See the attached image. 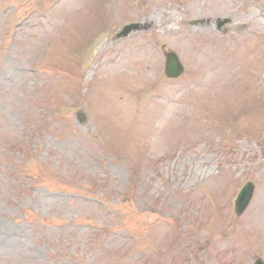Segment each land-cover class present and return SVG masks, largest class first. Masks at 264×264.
<instances>
[{
    "label": "rangeland",
    "instance_id": "1",
    "mask_svg": "<svg viewBox=\"0 0 264 264\" xmlns=\"http://www.w3.org/2000/svg\"><path fill=\"white\" fill-rule=\"evenodd\" d=\"M142 16L156 30L171 16L174 31L115 39ZM170 51L185 67L174 81ZM225 75L231 88L217 89ZM256 258L264 0H0V264Z\"/></svg>",
    "mask_w": 264,
    "mask_h": 264
},
{
    "label": "bare ground",
    "instance_id": "2",
    "mask_svg": "<svg viewBox=\"0 0 264 264\" xmlns=\"http://www.w3.org/2000/svg\"><path fill=\"white\" fill-rule=\"evenodd\" d=\"M142 22L145 23V24H149L150 25V33H162V34H166V33H171L174 31V28L172 27V24H174L175 22V19L174 18H171V16H169L168 19H164L162 22H169L170 23V26L167 27L165 30H156L155 26L153 25V23L151 22V19L147 16L143 17L142 18ZM199 28H196V29H193V31H197ZM150 37V39L154 40L156 37L154 35H148ZM224 72V69H222V74ZM217 77H220V75H216ZM110 82H114V81H102L100 82L101 86H104L105 84H108ZM197 82H199L197 79L194 81V84H197ZM117 83V82H115ZM127 86V83L125 84ZM212 86V84H206L205 88L203 89L202 93L205 95V96H208V92H207V88ZM217 87V89H220V88H225V89H230L231 86H232V83L231 81L229 80V75H225L223 78H222V81L218 84L215 85ZM129 88L131 89V86L129 85ZM221 96L222 95V92H219L218 91V96Z\"/></svg>",
    "mask_w": 264,
    "mask_h": 264
},
{
    "label": "water",
    "instance_id": "3",
    "mask_svg": "<svg viewBox=\"0 0 264 264\" xmlns=\"http://www.w3.org/2000/svg\"><path fill=\"white\" fill-rule=\"evenodd\" d=\"M132 29H136V27L131 26V27L125 28L123 35L130 33ZM181 72H182V68L179 65L177 57L172 55V54L167 55V57H166V74L169 77H177L181 74ZM252 191H253V188L251 185L244 189V191L242 193L243 199L241 201V197H240L239 202H238V214H240L245 209L244 207H246L245 206V205H247L246 203H248L250 201L251 196H252Z\"/></svg>",
    "mask_w": 264,
    "mask_h": 264
}]
</instances>
